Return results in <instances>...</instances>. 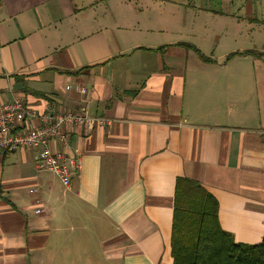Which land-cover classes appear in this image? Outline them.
Segmentation results:
<instances>
[{
	"label": "crops",
	"instance_id": "1",
	"mask_svg": "<svg viewBox=\"0 0 264 264\" xmlns=\"http://www.w3.org/2000/svg\"><path fill=\"white\" fill-rule=\"evenodd\" d=\"M78 85L110 124L52 144L80 154L70 190L37 150L0 154V264H172L177 178L262 242L264 0H0V100L73 111Z\"/></svg>",
	"mask_w": 264,
	"mask_h": 264
},
{
	"label": "built area",
	"instance_id": "2",
	"mask_svg": "<svg viewBox=\"0 0 264 264\" xmlns=\"http://www.w3.org/2000/svg\"><path fill=\"white\" fill-rule=\"evenodd\" d=\"M69 89L67 86L66 90ZM76 89L82 97L81 104L76 110L62 113H36L20 98L0 100V154L23 148L37 150V170L52 174L64 190H70L72 180L80 177L82 161L77 150H73L71 157H64L53 151L52 144L68 143L75 127L90 130L110 124V120L88 113L86 89L80 85ZM29 192L33 195L36 189ZM34 214L41 215L42 210L37 208Z\"/></svg>",
	"mask_w": 264,
	"mask_h": 264
},
{
	"label": "trees",
	"instance_id": "3",
	"mask_svg": "<svg viewBox=\"0 0 264 264\" xmlns=\"http://www.w3.org/2000/svg\"><path fill=\"white\" fill-rule=\"evenodd\" d=\"M217 211L215 198L200 184L187 178L176 179L172 264H264V236L258 245L235 243L232 235L221 229Z\"/></svg>",
	"mask_w": 264,
	"mask_h": 264
}]
</instances>
